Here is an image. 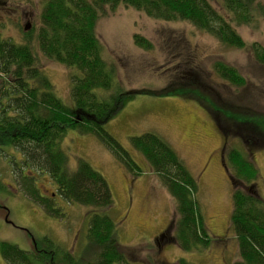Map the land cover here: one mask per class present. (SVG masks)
Returning a JSON list of instances; mask_svg holds the SVG:
<instances>
[{
  "label": "trees",
  "instance_id": "trees-1",
  "mask_svg": "<svg viewBox=\"0 0 264 264\" xmlns=\"http://www.w3.org/2000/svg\"><path fill=\"white\" fill-rule=\"evenodd\" d=\"M119 7L165 22H188L227 48L250 51L257 62L264 64V48L255 42L246 43L236 31V27H250L256 25L259 18L264 19V0H44L39 26L24 32L21 43L0 36V73L5 77L1 85L10 87L1 89L2 95L5 97L9 92L13 95L7 99L12 100V104L6 101L1 106L0 103V108L3 107L0 110V154L10 158L6 160L14 166L13 180L21 192L47 215L61 218L63 213L51 195L40 194L37 178L41 175L48 176L60 200L89 209L85 214L87 228L84 247L78 256L70 249L55 246L48 237L44 252L23 251L14 244L0 241V257L5 264H135L141 259L142 244L125 247L118 242L117 225L112 217L114 201L106 179L83 159L76 161L74 171H68V155L61 145L69 130L96 136L131 177L147 172L160 180L173 200L174 234L169 238L182 252L206 251L214 244L204 223L198 181L171 146L150 132L130 137V147L146 164L147 169L143 171L105 128L134 95L143 92L124 93L115 67L102 57L97 22ZM134 43L143 50L152 48L151 43L139 35L134 36ZM38 51L48 60L76 71L69 76L70 104H64L56 96L53 84L38 67ZM184 58L189 60L179 63L184 65L183 73L194 75L193 61L188 55ZM213 72L233 86L245 85L236 69L225 63L215 62ZM179 79L184 80V75H179ZM198 81L202 83L201 79ZM173 85L175 83L160 94H185L179 92L180 86ZM201 85L197 83L195 87ZM10 108L12 115L8 116ZM216 123L221 131L222 122L216 118ZM261 125L253 124L259 131L248 136L238 134L247 145L263 149ZM257 139L262 144H255ZM3 150L11 151L12 156L5 155ZM16 155L20 159H16ZM225 157L239 176L231 178L229 227L238 258L233 264H264V201L256 190L258 171L247 154L245 157L238 150H227ZM161 238L158 240L162 241ZM36 248H39L37 241ZM146 262L192 264L185 258L165 262L160 259V253L150 255Z\"/></svg>",
  "mask_w": 264,
  "mask_h": 264
},
{
  "label": "rangeland",
  "instance_id": "rangeland-1",
  "mask_svg": "<svg viewBox=\"0 0 264 264\" xmlns=\"http://www.w3.org/2000/svg\"><path fill=\"white\" fill-rule=\"evenodd\" d=\"M43 1L0 0V7L4 8L0 10V36L21 43L24 32L39 26ZM25 25L29 27L26 31ZM236 31L246 43L255 42L264 48V19L259 18L256 25L250 27H236ZM96 33L103 46L102 57L115 67L124 93L143 91L135 93L105 125L106 130L143 171L147 169L146 164L130 147V137L150 132L171 146L198 181L199 203L208 233L214 238L213 246L193 254L182 252L169 238L174 234L173 200L160 180L147 172L131 177L93 134L67 131L61 147L68 155V171H74L76 161L83 159L106 179L114 201L112 217L117 225L119 244L125 247L142 244L140 247L144 249L135 264H147L146 258L157 253L160 259L171 263L185 258L192 264H233L238 258L233 231L229 227L231 178L239 176L231 162H227L225 153L235 149L245 157L247 154L258 171L256 190L264 201V147L247 145L239 136L259 131L253 124H262L264 130V64L257 62L250 51L227 48L188 22H165L125 7L100 18ZM135 35L149 41L152 48L137 47ZM187 55L196 67L194 75L183 73L184 65L179 64L183 59L184 62L189 60L184 58ZM37 58L38 67L53 84L56 96L64 104L69 103V76L76 71L48 60L39 51ZM219 61L236 69L245 85L236 87L219 78L213 72L214 63ZM181 74L184 75L182 81ZM1 75L0 89L10 88L1 85L5 79ZM171 83H175L174 87L180 86L179 92L185 94H160ZM197 83L203 85L196 88ZM7 101L12 104V100ZM10 110L8 116L12 115ZM216 118L223 124L221 131ZM255 144H262V141L257 139ZM10 152L3 153L11 155ZM3 156L0 154V241L31 251L36 241L39 248L47 249L49 238L54 245L80 255L87 228L85 214L89 209L60 200L48 176L41 175L37 178L40 194L51 195L63 213L61 218L47 215L21 192L13 180L14 166L8 162V156ZM16 159L20 156L16 155ZM167 227V237L158 240ZM0 264H5L1 257Z\"/></svg>",
  "mask_w": 264,
  "mask_h": 264
},
{
  "label": "flooded vegetation",
  "instance_id": "flooded-vegetation-1",
  "mask_svg": "<svg viewBox=\"0 0 264 264\" xmlns=\"http://www.w3.org/2000/svg\"><path fill=\"white\" fill-rule=\"evenodd\" d=\"M5 89H7V88H5ZM5 98H7V99H9V98H11V93L9 92L5 97H3V95H2V90L0 89V103H1V106H4L5 104H6V101L7 100H5ZM3 109V107L2 108H0V110H2ZM9 220H7L6 219V223H9L8 222ZM167 230H169V228L167 227L166 228V230L165 231H163V234L161 235V240L164 238H166L167 237ZM32 245H34V241H33V243H32ZM34 248V249H33ZM32 249L34 250V251H43L44 252V249H42V248H36V246L34 245L33 247H32ZM32 251V250H31Z\"/></svg>",
  "mask_w": 264,
  "mask_h": 264
},
{
  "label": "water",
  "instance_id": "water-1",
  "mask_svg": "<svg viewBox=\"0 0 264 264\" xmlns=\"http://www.w3.org/2000/svg\"><path fill=\"white\" fill-rule=\"evenodd\" d=\"M28 28H29L28 25H25L24 30L26 31Z\"/></svg>",
  "mask_w": 264,
  "mask_h": 264
}]
</instances>
